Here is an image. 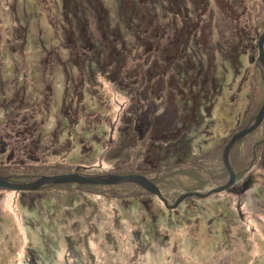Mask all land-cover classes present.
<instances>
[{"label": "rangeland", "instance_id": "rangeland-1", "mask_svg": "<svg viewBox=\"0 0 264 264\" xmlns=\"http://www.w3.org/2000/svg\"><path fill=\"white\" fill-rule=\"evenodd\" d=\"M263 32L264 0H0V174H144L161 194L134 178L0 185V264H264V115L229 151L245 173L208 192L228 176L220 143L264 98ZM171 92L201 119L152 140L182 122Z\"/></svg>", "mask_w": 264, "mask_h": 264}, {"label": "water", "instance_id": "water-1", "mask_svg": "<svg viewBox=\"0 0 264 264\" xmlns=\"http://www.w3.org/2000/svg\"><path fill=\"white\" fill-rule=\"evenodd\" d=\"M263 43H264V32L258 37V50H259V56L260 58L263 60L264 62V50H263ZM264 113V104L262 105V107L259 109V112L256 114L255 119L253 120L252 125H248V127H246L245 129H241V130H237V132H235L233 134V136L230 138V140L227 142V144L225 145L224 149H223V162L224 165L227 167V169L229 170V175L227 176L226 179H224V181H222L221 183H218V185H216L215 187L211 188L210 191L208 192H212V191H218L221 190L223 188H225V186L227 184H229L231 182V180L233 181V176H234V171L232 170V168L229 165L228 162V149L231 147V145L233 144V142L240 137L242 134L245 133L246 130L252 129L253 127H255L256 125L259 124L261 117ZM79 174H75V173H63V174H53V175H40V177L38 179L35 180H31V181H13L11 179H8L7 176H3L0 174V185H6V186H10L13 188H17L21 191L25 190V189H35L39 186H41L43 183H54V182H59V181H65V180H77L78 182H82V181H96V180H101L102 182H117V181H122L124 179H135L136 181H138L139 183H142L144 186L150 188L152 191L158 193L160 196V191L157 188V186L146 176L143 174H108V176H110L109 178H99V177H88V176H77ZM207 192V193H208ZM190 191H187L186 193H182L179 198H177V200H175V202L173 204H166L169 207H173L175 206L181 199V197L190 194ZM198 195H204L203 193L200 192H195Z\"/></svg>", "mask_w": 264, "mask_h": 264}, {"label": "flooded vegetation", "instance_id": "flooded-vegetation-1", "mask_svg": "<svg viewBox=\"0 0 264 264\" xmlns=\"http://www.w3.org/2000/svg\"><path fill=\"white\" fill-rule=\"evenodd\" d=\"M263 50H264V46H263ZM253 55H255L254 53H252ZM251 56L250 57V59L251 60H253V59H255L254 60V62L255 63H257V66L259 67L258 69H260V70H264V62H263V60L260 58V56H259V53H257V55H255V56ZM262 76H264V72H263V74H262ZM180 91V90H179ZM183 91V90H182ZM198 93L200 94L201 93V91H198ZM172 96V92L169 94V99H168V104L170 103L171 105H172V109L174 110V112H175V115L174 116H178L179 115V113H180V116L182 117V122L179 124V125H177V124H172V126H171V128H172V130L171 129H169V127L167 128V126H166V123L164 124V123H160V122H154L153 123V125L150 127V129L152 130V140H156V139H158V138H160V139H162L163 141H166L167 139H173L174 138V136H176L177 134H178V130L180 129V128H184V127H186V128H188L189 126H191L192 125V123H193V120L194 119H196V120H200L201 119V116H199V118L197 119V110H199L200 109V104H192L193 106L191 107V108H189L188 107V105H187V103H188V101H189V94L187 95V96H185L186 98H185V100H184V105L183 106H187V110H191L190 111V113L188 112V111H182V110H179V106H178V104L176 103L177 102V100H175V98L174 97H171ZM193 100H195V101H199L198 100V98H196V99H193ZM212 103V102H211ZM264 104V98L261 96V98H260V100H259V102H258V104H257V106H256V111H259V109L262 107V105ZM70 105V104H69ZM211 105V104H210ZM251 105V102L247 105V107H246V109H245V111L248 109V107ZM181 108V107H180ZM252 108H253V105H252ZM252 108H250V109H252ZM250 109H248V110H250ZM247 110V111H248ZM256 114V113H255ZM255 114L252 116V118H251V120H253L254 119V116H255ZM263 115H264V113H263ZM251 117V116H250ZM240 119V118H239ZM251 120H250V122H251ZM261 121V120H260ZM195 122V121H194ZM138 125V124H137ZM140 125V124H139ZM185 128V129H186ZM144 131H145V128L142 126V130H140V134H143L144 133ZM186 134H187V132L185 133V136L184 137H186ZM182 138H183V136H182ZM176 140H180V139H177L176 138ZM184 140H186V139H184L183 138V141ZM260 140H264V137L263 138H261ZM260 140H258V141H260ZM226 140L223 142H221L220 143V148H222V152H223V149H224V147H225V144H226ZM1 143H2V146H1V152H5V143L3 142V139L1 138ZM235 143H233L232 145H231V147L228 149V158L230 157L229 156V151H230V149L232 148V146L234 145ZM255 156V147H253V157ZM11 157H12V155L8 152V153H6V157H5V163L3 162V160H0V171H2V169H4L5 167H8L9 169H10V166L11 165H9V160L11 159ZM230 159V158H229ZM23 161V160H22ZM230 164H231V166H232V168L234 169V171H235V174H234V176H233V183H235V179L236 178H240L244 173H245V171H243V170H241V171H239V172H237L236 170H235V168H234V165H232V163L230 162ZM169 167H173V166H168V167H166V169H170ZM25 168V167H24ZM158 172H159V170H157ZM219 172H220V169L218 170ZM227 174H229V172H228V170L226 169V176H227ZM144 175V174H143ZM226 179V178H225ZM217 181V180H216ZM219 182H222V181H219ZM241 182H242V187H241V190H245L247 187H248V185H249V182H250V177H247L245 180H241ZM218 183V182H217ZM238 183H239V180H238ZM231 190L233 191V192H238L239 191V187H238V184H237V181H236V184L234 185V186H232V188H231ZM135 192V191H134Z\"/></svg>", "mask_w": 264, "mask_h": 264}, {"label": "trees", "instance_id": "trees-1", "mask_svg": "<svg viewBox=\"0 0 264 264\" xmlns=\"http://www.w3.org/2000/svg\"><path fill=\"white\" fill-rule=\"evenodd\" d=\"M245 121H248V119H246ZM240 123H241V120L239 121V122H237V127H239V125H240ZM235 125V126H236ZM264 143V141L263 142H260V143H255L256 145H255V153H256V146H258V145H260V144H263ZM25 169H28L27 167H25ZM249 177H250V181H251V175H249Z\"/></svg>", "mask_w": 264, "mask_h": 264}, {"label": "clouds", "instance_id": "clouds-1", "mask_svg": "<svg viewBox=\"0 0 264 264\" xmlns=\"http://www.w3.org/2000/svg\"><path fill=\"white\" fill-rule=\"evenodd\" d=\"M255 116H256V114H255ZM255 116H254V119H255ZM263 116V115H262ZM262 119V118H261ZM251 120V119H250ZM250 123V122H249ZM233 143H236V140L233 142ZM253 147H255V143H254V145H253ZM227 157H228V155H227ZM228 162H229V158H228ZM229 165H230V167L232 168V166H231V164H230V162H229ZM226 169H227V167H226ZM228 170V169H227ZM232 170L234 171V169L232 168ZM229 171V170H228ZM234 174H235V171H234ZM229 175V174H228ZM217 185H218V183H217ZM178 204V203H177ZM176 204V205H177Z\"/></svg>", "mask_w": 264, "mask_h": 264}]
</instances>
